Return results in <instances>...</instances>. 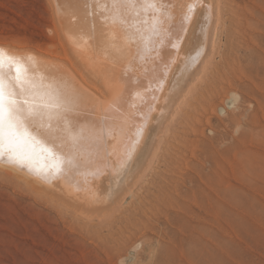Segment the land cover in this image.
<instances>
[{
  "label": "bare ground",
  "instance_id": "1",
  "mask_svg": "<svg viewBox=\"0 0 264 264\" xmlns=\"http://www.w3.org/2000/svg\"><path fill=\"white\" fill-rule=\"evenodd\" d=\"M114 2L52 0V31L63 55L0 42V48L26 62L34 91L59 92L62 103L71 108L64 115L71 121L72 130H85L80 149L71 153L79 167L65 166L63 174L44 179L34 174L35 169L51 163L43 148L70 154V143L61 131L65 124L52 120L49 129L47 118L43 120L45 127L40 126L38 117L26 118L29 142L17 150L29 153L31 160L21 166L6 162L5 156L0 161V176L3 185L33 197L54 212L52 217L67 232L76 230L89 238L87 241H94L117 264L128 260L143 263L141 254L129 255L136 241L144 246L148 263L158 264L167 247L156 248L146 234L155 224L159 232L169 233L174 242L179 238L183 245L185 239L167 224L177 217L169 218L168 207L171 201L186 210L188 206L163 192L154 194L155 201L150 198L153 177L158 174L154 167L170 162L167 140L181 114L187 112L185 105L218 42L214 24L221 19V6L219 0H154L158 8L162 7L161 14L145 13L141 6L146 0H134L136 8L116 9ZM189 4H195L191 13ZM154 16L163 21L165 43L161 46L157 39L155 50L142 59L141 33L147 35L145 21L151 25ZM3 72H9L7 66ZM14 76L13 70L8 79ZM31 84L25 87L31 88ZM238 97L236 92L229 97L228 107L232 105L234 111L240 108L235 104ZM28 99L38 101L39 96ZM140 126L143 135L132 159L120 168ZM101 128L110 134L97 149L88 131L99 132ZM187 176L198 185L191 173ZM159 183L163 188L162 181ZM195 185H186L184 195L194 193ZM163 218L165 223L160 224Z\"/></svg>",
  "mask_w": 264,
  "mask_h": 264
},
{
  "label": "rangeland",
  "instance_id": "2",
  "mask_svg": "<svg viewBox=\"0 0 264 264\" xmlns=\"http://www.w3.org/2000/svg\"><path fill=\"white\" fill-rule=\"evenodd\" d=\"M219 1L218 42L167 138L170 162L154 167L150 198L163 192L188 206L168 207L169 218L177 217L167 224L183 245L155 224L146 234L156 248L167 247L158 264H264V0ZM51 3L0 0V42L63 55ZM231 92L239 95L235 111L228 107ZM0 179V264L118 263ZM189 184L195 190L185 196ZM137 242L129 255L149 264Z\"/></svg>",
  "mask_w": 264,
  "mask_h": 264
},
{
  "label": "snow or ice",
  "instance_id": "3",
  "mask_svg": "<svg viewBox=\"0 0 264 264\" xmlns=\"http://www.w3.org/2000/svg\"><path fill=\"white\" fill-rule=\"evenodd\" d=\"M113 7L116 9L122 7L136 8L134 0H116ZM195 8V4L188 5V12L191 13ZM141 9L147 13L163 14V9L158 8L154 0H146L141 6ZM188 17L186 16L185 19ZM163 21L153 17L151 25L145 21L147 35L141 33L142 47L140 49L141 58H145L156 48V40L163 46L165 43V32L162 28ZM175 47V45H173ZM31 60V57L28 58ZM8 67L9 72L5 74L3 69ZM15 71L13 79H8L12 71ZM28 68L26 62L17 56L11 55L4 48H0V161L7 156L8 163H16L23 166L26 161L31 160V155L17 149L23 143L29 142V133L24 127L26 118L38 117L41 121V127H45L43 120L47 118V127L51 129V121H63L65 124L63 131L66 134L67 141L70 143V154L65 156L58 153L54 148H43V152L47 154L51 163L37 168L34 174L40 175L41 178L48 179L52 176L61 175L68 168H78L74 153L80 149V142L85 137V130L80 129L79 132H74L71 127V121L67 119L64 113L71 111V108L63 104L59 92L34 91L35 84H31L27 77ZM14 80V83H13ZM26 84H31V88H26ZM163 82L161 81V86ZM19 88V92L16 88ZM29 96H39V100H30ZM110 134V130L101 128L99 132L95 129L88 131V136L92 140L93 145L98 149L103 137ZM136 140L132 141L126 149L125 157L120 162V168L127 166L129 160L132 159L136 145L139 143V138L143 135V126L136 129ZM34 139V138H33ZM32 170L30 166V171Z\"/></svg>",
  "mask_w": 264,
  "mask_h": 264
}]
</instances>
